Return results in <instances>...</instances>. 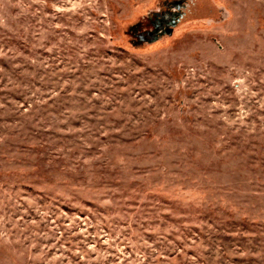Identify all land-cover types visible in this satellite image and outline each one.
<instances>
[{
    "label": "rangeland",
    "instance_id": "obj_1",
    "mask_svg": "<svg viewBox=\"0 0 264 264\" xmlns=\"http://www.w3.org/2000/svg\"><path fill=\"white\" fill-rule=\"evenodd\" d=\"M0 264H264V0H0Z\"/></svg>",
    "mask_w": 264,
    "mask_h": 264
}]
</instances>
